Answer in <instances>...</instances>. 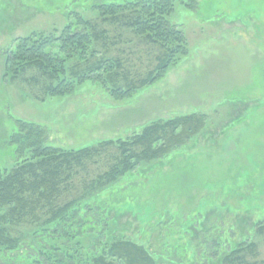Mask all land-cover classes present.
<instances>
[{
	"label": "rangeland",
	"instance_id": "rangeland-1",
	"mask_svg": "<svg viewBox=\"0 0 264 264\" xmlns=\"http://www.w3.org/2000/svg\"><path fill=\"white\" fill-rule=\"evenodd\" d=\"M122 1L126 0H0V167H12L10 149L1 142L15 121L39 123L47 130L49 145L66 150L99 148L63 184L55 204L86 198L96 206L95 221L101 218L100 211L110 208L103 224L109 228L106 234L144 246L157 264H264L260 227L264 225V105H259L264 99L260 67L264 47L259 42L264 41L259 19L264 16V0H196L191 8L186 0H173L168 19L185 33L188 54L128 99L117 100L99 83L88 81L66 96L42 101L50 81L39 70L29 69L18 78L5 76L7 56L21 38L58 37L67 26L81 30L80 16L98 26L87 59L78 66L85 70L87 62L115 58L124 64L121 83L146 77L163 47L137 36L123 23L104 20L96 7ZM51 51L59 53V45ZM235 91L244 103L227 100ZM191 114L211 118L213 132L187 142L173 157L146 159L130 173L132 179L138 174V180L117 183L124 199L109 206L106 197L112 181L98 178L119 163L118 141H131L156 122ZM236 117L247 120L224 132ZM109 141L114 144L101 146ZM241 222L253 231L247 239L256 244L255 252L232 254L240 236L234 231L226 236L223 228L229 231ZM34 227L26 221L7 229L25 250ZM85 244L94 245L91 238H85ZM5 261L0 264H8Z\"/></svg>",
	"mask_w": 264,
	"mask_h": 264
},
{
	"label": "trees",
	"instance_id": "trees-1",
	"mask_svg": "<svg viewBox=\"0 0 264 264\" xmlns=\"http://www.w3.org/2000/svg\"><path fill=\"white\" fill-rule=\"evenodd\" d=\"M196 3V0H186L189 8ZM96 7L106 17L104 20L123 23L137 36L163 47L164 51L157 57L156 65L146 77L121 83L124 64L121 59L115 58L87 62L85 70L78 66L77 62L87 59L98 26L80 16L77 17L78 24L83 26L81 30L73 31L71 26H67L58 37L33 34L21 38L16 50L7 56L5 76L18 78L29 69L39 70L50 81L42 101L47 97L66 96L88 81L99 83L115 99L124 100L161 79L169 68L177 65L188 54L189 44L185 33L168 19L174 9L173 0H126L99 3ZM261 17L259 15L264 25V16ZM121 18L126 21H121ZM103 32L106 33L105 30ZM259 42L264 47V41ZM55 45H59V53L51 51ZM70 61L74 62L71 66ZM260 67L261 77L264 78V64ZM231 99L244 103L236 91L227 95V100ZM259 105H264V99L259 101ZM210 120L203 114H191L167 122L159 121L145 128L131 141H118L121 152L119 163L98 178L101 181H112L106 197L111 200L109 206L124 199L120 197L123 190L121 185L138 180L135 179L138 174L132 179L130 173L142 162L146 159L173 157L176 150L184 147L187 142L195 138L197 141L199 137L212 133L215 125ZM246 120L243 117L233 118L222 130L227 132V127L241 126ZM1 143L10 149L13 163L11 168L0 167V261L6 260L8 264H11V260L12 264H157L158 261L144 246L106 234L109 228L103 224L110 208L100 211L101 218L95 221L92 212L97 214L96 206L88 203L86 198L69 199L62 205L55 204L54 199L62 193L63 184L69 182L79 172V166L86 159L93 158L99 148L66 150L49 145L44 126L22 119L15 121L12 131ZM106 144L114 143L109 141L101 146ZM134 146L141 150H135ZM98 184L94 185V189ZM92 200L94 197L90 202ZM26 221L35 223L36 227L29 230L34 235L33 240L23 250V242L10 237L7 226L20 225ZM260 227L264 230V225ZM230 231L240 236V242L233 244L232 254L245 250L255 252L256 244L247 239L250 238L247 233H253L247 223L241 222L237 228H230L229 231L223 228L226 236ZM85 238H91L94 245L90 247L85 244Z\"/></svg>",
	"mask_w": 264,
	"mask_h": 264
}]
</instances>
